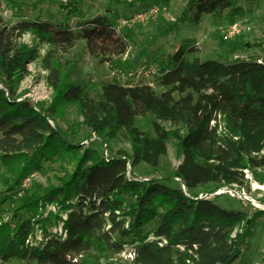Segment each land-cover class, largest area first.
<instances>
[{
    "label": "trees",
    "instance_id": "obj_1",
    "mask_svg": "<svg viewBox=\"0 0 264 264\" xmlns=\"http://www.w3.org/2000/svg\"><path fill=\"white\" fill-rule=\"evenodd\" d=\"M241 1L188 0L180 21L198 25L204 15L225 10L242 16ZM71 11H78L76 5ZM27 32L56 46L45 56L54 91L47 108L18 96L28 64L39 58L36 47L21 41ZM67 41H83L92 57L113 68L129 47L128 37L106 14L74 28L41 20L10 25L0 15V160L8 192L21 193L11 218L0 224V264H86L83 257L91 251L119 252L127 246L135 250V264H234L264 210L250 215L197 196L204 187L245 183L246 169L264 182L257 172L264 168V62L191 59L193 50L182 46L159 71L161 93L151 84L114 80L103 83L94 98L63 71L59 48ZM71 47L62 49L67 53ZM66 105L75 106L83 124L103 139L124 132L131 150L109 159L98 148L83 150L51 123ZM145 115L153 117L152 132L137 125ZM162 121L175 127L166 128ZM170 140L182 157L172 175L138 177L139 165L160 166ZM47 162L65 165L57 183L22 188ZM50 205L58 212L45 216ZM39 230L41 240L36 239Z\"/></svg>",
    "mask_w": 264,
    "mask_h": 264
},
{
    "label": "rangeland",
    "instance_id": "obj_2",
    "mask_svg": "<svg viewBox=\"0 0 264 264\" xmlns=\"http://www.w3.org/2000/svg\"><path fill=\"white\" fill-rule=\"evenodd\" d=\"M5 2L12 10L11 17L3 16ZM187 2L188 0H0V15L10 25L23 20H41L69 24L74 28L78 22L99 14L109 15L113 24L117 25L121 21L132 19L137 14L147 11L150 6L157 5L161 11L156 17L146 23H130L121 28L123 35L128 37L129 47L127 54L120 59L119 68L129 71L140 64H152L156 65L160 71L164 67L163 64L169 61L170 56L182 46H188L193 50L188 54L191 59L198 57L224 61L237 58L264 59V0L256 2L242 0L240 5L245 8L244 15L231 17L228 15L229 10H225L220 15H204L202 22L198 25L189 21H180ZM63 4L70 6L67 9L63 7ZM75 5L78 11L72 12V7ZM237 19L244 20L252 27V30L237 37L226 38L230 24ZM21 41L36 47L39 58L28 64V74L20 85L18 96L21 99L28 98L34 105L40 102L47 108L52 103L54 91L49 85V70L45 68V56L51 48L56 46L39 41L30 32L25 33ZM66 44H72L67 53L62 49ZM84 44L83 41H67L59 48V55L64 73L72 80L84 85L89 96L97 98L103 83L116 80L112 76L115 68H113L114 64H102L92 57L85 50ZM144 83L151 84L159 93L165 90L159 84L158 74L145 77ZM53 117V123L67 132L76 143H80L83 150L89 147L98 148L102 154L107 152L109 155H115L120 150H131V143L124 132L114 139H103L94 134L83 124L82 116L73 105L64 106L61 112ZM152 120L153 117L150 115L140 116L137 125L145 132H152ZM161 124L166 128L175 127L169 121H162ZM175 143V140L168 142V154L162 157L157 169L141 164L135 168V174L141 178L154 176L164 179L172 175L182 161ZM64 166L62 163H45L42 171L33 172L35 175L31 184L25 188L33 191L39 186L56 184L57 177L63 175ZM68 168L73 169V166ZM257 172L264 176V168ZM246 180V188L250 189L251 181L263 182L254 173L253 178ZM8 181L9 177L0 160V224L2 218L4 220L11 218L15 199L20 196L19 193L14 196L8 192ZM169 184L177 185L173 182ZM212 188L204 187L199 193L211 191ZM258 193L263 192L258 191L254 194L257 200L262 196ZM214 201L226 208L245 210L250 215L259 211L254 206L227 196H216ZM50 211L58 212V209L53 205L48 206L45 216ZM37 228L39 229V226ZM36 239H42L40 230L36 234ZM133 249V246H127L119 252L116 249L94 250L87 253L83 259L86 264H135L130 255L131 252L134 253ZM180 250L183 251L184 247L181 246ZM11 264L25 263L14 260ZM234 264H264V214L258 218L253 235L247 239L242 256Z\"/></svg>",
    "mask_w": 264,
    "mask_h": 264
},
{
    "label": "built area",
    "instance_id": "obj_3",
    "mask_svg": "<svg viewBox=\"0 0 264 264\" xmlns=\"http://www.w3.org/2000/svg\"><path fill=\"white\" fill-rule=\"evenodd\" d=\"M3 16L4 17H11L12 16V10L6 5V2L3 4ZM161 9L157 5H152L150 8L142 12L140 14H137L132 19H127L125 21H121L120 24L118 23L116 25L117 32H121V28L124 26L130 24V23H146L148 20L156 17L160 13ZM252 30V27L247 24L244 20L237 19L233 20L232 23L229 26L228 32L226 34V38H233L237 37L241 34L248 33ZM260 62H264L263 58L259 59ZM159 74V70L156 65L152 64H140L134 69H131L129 71H125L121 68H115L112 71V76L116 81L123 85H135V84H141L144 83L145 77H150L152 75ZM51 123L54 125L53 121ZM104 157L106 159H109L112 155H109L107 152L105 154L103 153ZM263 170V168L258 169V171ZM34 173L29 175L23 182L22 188L29 187L32 181V178L34 177ZM128 177L131 176V165L128 164ZM253 178V173L251 170L246 169L245 170V180L249 178ZM247 181V180H246ZM245 181V182H246ZM246 183L243 184H231V185H223L215 190L207 191V192H200L197 196V198H205V199H215L216 196H227L230 199H234L237 201L245 202L248 205L254 206L258 208L259 210H264V182H257V181H251V189L246 188ZM182 188L186 191V186L182 184ZM261 191L263 193L262 196L258 198V200L254 197V194L256 192ZM21 195V193H19ZM62 232V229H60ZM132 259L135 258V253H132Z\"/></svg>",
    "mask_w": 264,
    "mask_h": 264
}]
</instances>
